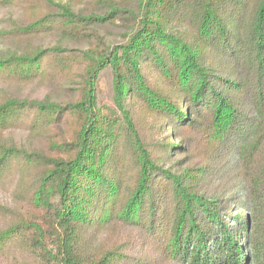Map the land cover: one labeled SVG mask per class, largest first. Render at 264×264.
Masks as SVG:
<instances>
[{
	"label": "trees",
	"instance_id": "trees-1",
	"mask_svg": "<svg viewBox=\"0 0 264 264\" xmlns=\"http://www.w3.org/2000/svg\"><path fill=\"white\" fill-rule=\"evenodd\" d=\"M15 4L0 81L77 80L0 99V264H264V0Z\"/></svg>",
	"mask_w": 264,
	"mask_h": 264
},
{
	"label": "rangeland",
	"instance_id": "rangeland-1",
	"mask_svg": "<svg viewBox=\"0 0 264 264\" xmlns=\"http://www.w3.org/2000/svg\"><path fill=\"white\" fill-rule=\"evenodd\" d=\"M24 0H18V3ZM19 4L10 5L5 10H0V32H5L3 38H0V49H18L23 43V39L19 38L14 28L16 26H24L28 23L31 14L27 13L24 8L17 6ZM102 35L113 43L120 40V37L116 34L115 30L110 28H104L101 30ZM57 38L54 36L43 37L35 40V44L40 47H49L56 44ZM26 38L24 42H26ZM67 46L70 49H85L79 44L68 43ZM77 78L72 79L66 77L57 78L56 81L37 82L28 85L22 84H7L0 81V99L3 97L18 98V99H29V100H42L49 98L54 101H66L73 96L72 88L75 87L73 82ZM97 86V97L100 105L111 104V77L108 72H103ZM5 137L11 136L16 142H20L25 135L23 132L15 131L7 133ZM155 264H160L159 262Z\"/></svg>",
	"mask_w": 264,
	"mask_h": 264
}]
</instances>
